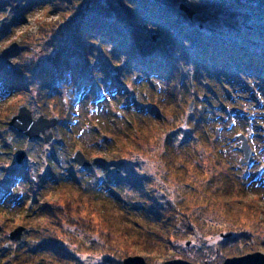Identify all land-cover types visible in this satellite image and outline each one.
Wrapping results in <instances>:
<instances>
[{"label":"rangeland","instance_id":"1","mask_svg":"<svg viewBox=\"0 0 264 264\" xmlns=\"http://www.w3.org/2000/svg\"><path fill=\"white\" fill-rule=\"evenodd\" d=\"M41 16L38 10H12L7 0H0V205L8 207L0 212V249L6 244L3 256H9L16 243L39 241L32 232L39 227L45 230L48 225L60 237L55 243H61L76 258L70 264H121L123 258L134 255L153 264L170 259L221 264L229 257L264 254V136L259 128L264 127L263 42L256 40L255 44L240 47L239 33L221 41L212 40L226 44L230 62L214 68L213 60L222 51L212 47L217 53L205 63L211 77L201 75L199 69L194 73L198 76L191 77L193 65L186 67L184 63L180 65L183 73L176 67L179 72L172 83L150 72L136 73L135 78L129 73L117 83L126 86L132 97L109 92V79L103 80L97 70L100 61L95 49L92 53L81 51L74 57L76 65L93 74L95 87L87 88L86 94L79 86L76 102L68 106L48 95V90H38L36 95L37 87L25 77L29 73H17L20 64L34 72L53 65L49 38L38 44L32 42L43 21ZM55 17L50 15L44 21ZM218 19L221 22L220 16ZM197 20L195 24L206 25ZM246 55L257 59L254 65L259 69L243 75L238 62ZM104 60L109 72V51ZM232 67L237 71L234 79L228 74ZM106 80L108 85L104 84ZM190 101L192 110L188 112ZM20 105L30 111L32 118L62 114V123L52 129L51 143L43 142L41 136L27 139L10 128L8 121ZM237 133L247 136L252 149L244 165L238 164L241 151ZM22 149L26 155L17 165L13 155ZM76 150L90 160V167H76L72 160ZM119 153L127 163V179L134 178V186L143 187L138 179L148 181L157 200L170 202L179 214H184L167 247L155 249L136 235L164 232L160 223L141 220V209L135 208L145 207L143 197L127 186H123L121 202L113 203L118 213H105L109 226L123 232V236L116 232L112 239H106L104 233L100 236L101 224L92 225L94 229L86 232L83 223L76 224L67 213L53 225L48 224L46 216L30 212L46 205L62 206L69 198L75 206L78 204L74 199L81 198L82 202L77 200L81 202L79 213L88 215L89 195L101 200L116 189L119 181L114 176V158ZM105 204L110 209V203ZM17 226L25 228L22 236L19 241L9 242L7 235ZM219 233H231V240L226 242L229 238H220ZM149 237L147 241L156 238L154 234ZM91 239L96 242L93 247L86 243ZM186 241H190L188 246L184 245ZM104 242L115 256L102 263Z\"/></svg>","mask_w":264,"mask_h":264},{"label":"trees","instance_id":"2","mask_svg":"<svg viewBox=\"0 0 264 264\" xmlns=\"http://www.w3.org/2000/svg\"><path fill=\"white\" fill-rule=\"evenodd\" d=\"M7 2L12 10H15V6L18 5V9L27 13L33 10L41 11L40 19L43 21H40L41 26L33 35L32 42L38 44L41 41L44 42L46 36L49 38L48 49H52L53 65L41 67L34 72L20 64V67H17L20 72L17 73L18 75L29 73L30 75L27 74L25 77H28L34 87H37L36 95H39L38 90L40 92L48 90V95L60 99L62 105L71 106V103L76 102L75 92L79 90V86L83 87L86 94L87 88L95 87L93 74L86 73V68L76 65L74 57L80 55L81 51L92 53L91 49H95L94 52L97 53L100 61L97 70L101 72L103 80L109 79L108 87L111 89L109 92L132 97L126 86L119 87L117 83L118 79L126 77L129 73L135 78L136 73L148 75L150 72L153 76L168 79L172 83L179 72L176 67L180 68L181 63H184L186 67L193 65L191 77L197 75L194 73L198 69L200 74L211 77L205 71V63L213 60L214 54L217 53L212 50V47L222 51V55L213 60L214 68L230 62L225 51L226 44H218L212 40L221 41L233 36L234 33H239L240 47L255 44L257 40L263 42L262 49H264V0H7ZM180 3L194 12L192 20L187 19L186 15L179 10ZM50 15H55V19L45 22L44 19ZM219 16L222 18L221 22H219ZM194 18L205 22L206 25L201 26L198 20L199 23L195 24ZM180 23H184L185 26H180ZM154 34L157 38L155 42H152L151 37ZM108 51L109 72L104 60ZM19 53L22 54L23 50ZM245 57L238 62L241 66V74L259 69L254 65L255 58L248 55ZM180 70L182 72L181 68ZM235 72H237L236 69L232 67L228 74H232L231 77L234 79L237 76ZM107 80L104 82L105 85H108ZM198 80H202V76ZM149 84L151 85V81ZM22 85L24 83H21V87ZM58 116L59 123H62V114L59 113ZM105 131L107 136L111 135L108 127ZM121 155L119 153L114 158L117 163L114 176L119 181L115 184L116 189L114 192L111 191L109 196L105 194L106 196H103L101 200L89 195L88 215L79 213L81 198L74 199V202L78 204L75 205L76 207L69 198L63 202L62 206L46 205L30 212L39 214L38 216L43 218L46 216L48 224L53 223V225L59 221L63 213H67L69 219L76 224L83 223V229L86 232L94 229L92 225L101 224L100 231L98 230L100 236L104 233L106 239H112L117 236L116 232L121 233L120 236H123V232L119 230L115 232L109 226L107 216L110 211L118 213V208L115 211L113 203L121 202L123 186H127L128 189L143 197L141 200L145 203V207L139 208L132 203L134 208L137 207L135 209H141V220L149 224L160 223L161 230L164 232L150 231L149 234H154L156 237L150 241L146 240L150 238L147 232L146 235H136L145 244H152L155 249L167 247L170 244V238H175L178 226L185 216H182L183 213L179 214L170 202L163 203L157 200L154 196L155 190L148 181L138 179L144 184L143 187L142 185L134 186V178L127 179V163L122 160ZM104 199L110 203V209L106 206ZM146 203L149 205L147 206ZM99 204L102 206H98ZM7 210L6 205H0V212ZM107 212L108 214H105ZM44 228L45 230L42 231L40 227L35 228L32 232L39 241L30 239L24 245L16 243L15 249L9 256H3L6 250L2 247L0 264H70L75 261L76 258L70 251L61 243H55V239L60 238L59 235L53 232L49 225ZM161 240L167 243H162ZM230 240L231 238L225 241ZM86 243L93 247L96 242L95 239H91ZM111 253L104 242V246H101L100 262L104 263L113 258L115 255Z\"/></svg>","mask_w":264,"mask_h":264},{"label":"water","instance_id":"3","mask_svg":"<svg viewBox=\"0 0 264 264\" xmlns=\"http://www.w3.org/2000/svg\"><path fill=\"white\" fill-rule=\"evenodd\" d=\"M17 8V6H15ZM179 10L183 12L187 19H191L193 16V11L190 10L187 6L183 3H180L178 6ZM157 35L154 34L151 37V40L155 42ZM188 112L192 110V101H190L188 108ZM58 122L57 116H50V117H43L42 115L37 116L36 118H32L30 111L24 106L20 105L18 107V111L16 114L10 117L8 121V125L18 133L27 136L28 139L37 138L41 134L42 139L45 143L52 142V129ZM261 130L264 131V127H260ZM236 137L240 140L239 150L242 152V157L238 160L239 165H243L244 163L248 162L251 154L252 149L247 141V138L244 134L239 133ZM25 157V150H21L14 154V160L17 165L22 163V160ZM72 160L75 162L77 168H83L90 165V161L84 157L81 151L76 150L72 154ZM23 226H17L13 230H11L7 237L9 242L19 241L22 232L24 231ZM218 236L223 239H227L231 237V233H219ZM190 241L185 242V246H188ZM6 247V244H4ZM121 264H153L147 263L144 259L138 255L134 256H127L122 259ZM162 264H197V263H190L182 259H170L164 261ZM221 264H264V254L260 252H252L247 253L241 256L229 257L225 258Z\"/></svg>","mask_w":264,"mask_h":264}]
</instances>
